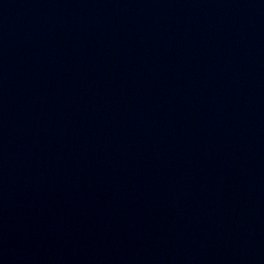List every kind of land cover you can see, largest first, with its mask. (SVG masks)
<instances>
[{"label":"water","instance_id":"obj_1","mask_svg":"<svg viewBox=\"0 0 264 264\" xmlns=\"http://www.w3.org/2000/svg\"><path fill=\"white\" fill-rule=\"evenodd\" d=\"M0 264H264V0H0Z\"/></svg>","mask_w":264,"mask_h":264}]
</instances>
